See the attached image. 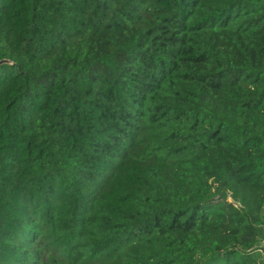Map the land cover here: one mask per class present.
Returning a JSON list of instances; mask_svg holds the SVG:
<instances>
[{"label":"trees","instance_id":"16d2710c","mask_svg":"<svg viewBox=\"0 0 264 264\" xmlns=\"http://www.w3.org/2000/svg\"><path fill=\"white\" fill-rule=\"evenodd\" d=\"M0 264H264V0H0Z\"/></svg>","mask_w":264,"mask_h":264},{"label":"water","instance_id":"95a60500","mask_svg":"<svg viewBox=\"0 0 264 264\" xmlns=\"http://www.w3.org/2000/svg\"><path fill=\"white\" fill-rule=\"evenodd\" d=\"M5 62H8L7 60H1L0 61V64H3V63H5Z\"/></svg>","mask_w":264,"mask_h":264},{"label":"built area","instance_id":"2783aa9c","mask_svg":"<svg viewBox=\"0 0 264 264\" xmlns=\"http://www.w3.org/2000/svg\"><path fill=\"white\" fill-rule=\"evenodd\" d=\"M262 243H263V245H264V238H263V242H262Z\"/></svg>","mask_w":264,"mask_h":264}]
</instances>
